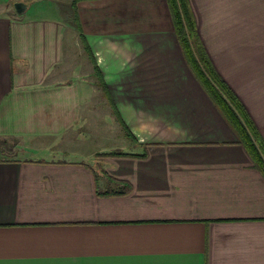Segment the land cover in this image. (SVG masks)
Listing matches in <instances>:
<instances>
[{"label": "crops", "instance_id": "crops-1", "mask_svg": "<svg viewBox=\"0 0 264 264\" xmlns=\"http://www.w3.org/2000/svg\"><path fill=\"white\" fill-rule=\"evenodd\" d=\"M25 3L0 15V138L66 157L0 161V264H264V174L189 68L168 0ZM190 3L264 140V0ZM81 35L125 149H81L88 100L67 67ZM112 152L127 155L96 158Z\"/></svg>", "mask_w": 264, "mask_h": 264}, {"label": "trees", "instance_id": "trees-1", "mask_svg": "<svg viewBox=\"0 0 264 264\" xmlns=\"http://www.w3.org/2000/svg\"><path fill=\"white\" fill-rule=\"evenodd\" d=\"M76 5L77 3H73L74 7H76ZM168 6L178 43L182 49L189 68L221 114L224 116L228 124L238 135L241 143L251 155L257 167L264 174V140L259 130L250 119L245 107L215 69L200 38L197 20L190 0H168ZM76 24L77 28L80 30L78 22ZM81 41L85 52L93 63L94 74L97 79L96 86L103 92L106 100L109 102L113 114L122 125L127 138L134 141L135 138L133 134L129 131V129H127L123 121L120 119L101 71L94 60L92 51L82 35ZM7 143H9L8 139L1 140L0 146L4 149L8 148L9 151L13 152L14 145L10 146ZM122 155H127V153L112 152L97 155L96 157ZM14 158L15 156L0 158V161H8ZM127 192L128 190L120 193L125 194Z\"/></svg>", "mask_w": 264, "mask_h": 264}, {"label": "rangeland", "instance_id": "rangeland-1", "mask_svg": "<svg viewBox=\"0 0 264 264\" xmlns=\"http://www.w3.org/2000/svg\"><path fill=\"white\" fill-rule=\"evenodd\" d=\"M21 3L27 4L25 2H32L33 0H19ZM35 1V0H34ZM46 1V0H43ZM64 2V0H59ZM18 0H0V15H5L7 13H15L14 4ZM30 4V3H29ZM43 6L45 11L52 12V8L57 6L58 8L64 9L70 3H34ZM84 46L80 39H76L73 45H70V55L71 62L67 65L68 69L72 74H77L80 77V82L86 90V98L88 100V108L85 111V118L80 123L82 140L85 138L86 141L81 149L91 155L95 152H108L111 150L125 149V141L128 139L122 125L118 122L117 118L113 114L112 108L109 102L106 100L103 92L93 83L95 82V77L92 75V69L88 60L87 55L84 52ZM1 140H5L0 138ZM7 143L10 146L14 145L13 152L9 151L8 148L4 149L0 146V158L5 157H31V158H48V159H59L66 157L63 153L59 151L41 152L39 150L29 151L22 147V142L19 140L10 138ZM58 147L57 145L49 144V149H54ZM61 153V154H59ZM86 154V155H87ZM105 153H100L101 155ZM105 157V156H99ZM97 158V157H96Z\"/></svg>", "mask_w": 264, "mask_h": 264}, {"label": "water", "instance_id": "water-1", "mask_svg": "<svg viewBox=\"0 0 264 264\" xmlns=\"http://www.w3.org/2000/svg\"><path fill=\"white\" fill-rule=\"evenodd\" d=\"M15 10L17 14L22 15L26 12L27 10V5L21 2H17L14 4Z\"/></svg>", "mask_w": 264, "mask_h": 264}]
</instances>
